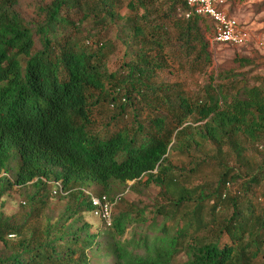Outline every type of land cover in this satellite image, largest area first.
Wrapping results in <instances>:
<instances>
[{"label": "trees", "instance_id": "obj_1", "mask_svg": "<svg viewBox=\"0 0 264 264\" xmlns=\"http://www.w3.org/2000/svg\"><path fill=\"white\" fill-rule=\"evenodd\" d=\"M122 1L0 0V206L27 207L0 210V264H264V90L207 74L213 24L181 0Z\"/></svg>", "mask_w": 264, "mask_h": 264}, {"label": "rangeland", "instance_id": "obj_2", "mask_svg": "<svg viewBox=\"0 0 264 264\" xmlns=\"http://www.w3.org/2000/svg\"><path fill=\"white\" fill-rule=\"evenodd\" d=\"M42 1L47 0H24L21 5L28 11L29 14L30 10L27 9V5L39 3ZM122 4L125 5L126 0L122 1ZM121 13H125V6H123ZM230 13L240 23L247 25L250 29L264 30V0H236ZM68 15L71 19L76 20L78 14L76 12H69ZM107 37L108 39H114V33L110 32ZM209 38L210 36L208 35L207 39L209 40ZM208 50L211 55V65L207 69V74H213L214 78H218L217 76L221 75L225 83L233 84L236 82H243L249 86H260V88L264 90V54H259L255 50H239L218 45L211 46L210 44ZM119 56L120 53H116V55L110 59L109 66L111 70L116 67V62ZM246 59L249 60V63H246L244 61ZM205 78L206 76L198 78V85L204 84ZM169 79L174 80V78L172 79V77H170ZM217 81L218 80L215 79L214 83L216 84ZM188 87L190 88V90L195 88L192 83H190V85L188 84ZM261 159H264L263 155H261ZM173 161L174 162L172 163L174 165H181L179 160ZM131 184L132 183L129 182L128 185L131 186ZM237 188L238 187L234 185L232 191H236ZM260 188L264 193V184H262ZM87 190L91 194H99L101 192L100 187L96 184L91 185L89 188H87ZM158 191L159 189L155 187H150L149 189L143 191L141 195L126 191L122 193L121 198L127 205H151L157 201ZM23 193L24 189L14 187L8 194L2 197L0 210L6 216H15L23 213L25 210H27L26 205H23ZM65 204V199L50 198L47 211L45 213L48 214V216L51 218L56 217L63 210ZM118 206L119 208H121L124 206V204H120L119 202ZM84 220L98 227L100 231L105 230L99 220L93 217L92 214H87L84 217ZM43 222L44 220L42 217L41 223ZM0 250H2L1 246Z\"/></svg>", "mask_w": 264, "mask_h": 264}, {"label": "built area", "instance_id": "obj_3", "mask_svg": "<svg viewBox=\"0 0 264 264\" xmlns=\"http://www.w3.org/2000/svg\"><path fill=\"white\" fill-rule=\"evenodd\" d=\"M186 9L185 17L196 16L211 21L212 35L209 38L211 46L218 45L234 49L255 50L264 54V30H253L240 23L235 17L229 16V7L233 0H181ZM52 194L61 193L60 182H55ZM92 216L104 226L111 224V213L114 202L106 196L90 195Z\"/></svg>", "mask_w": 264, "mask_h": 264}]
</instances>
